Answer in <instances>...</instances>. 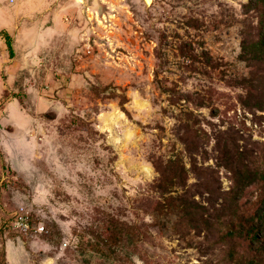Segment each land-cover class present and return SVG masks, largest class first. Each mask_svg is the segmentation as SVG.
Wrapping results in <instances>:
<instances>
[{
    "label": "rangeland",
    "instance_id": "374dc122",
    "mask_svg": "<svg viewBox=\"0 0 264 264\" xmlns=\"http://www.w3.org/2000/svg\"><path fill=\"white\" fill-rule=\"evenodd\" d=\"M261 9L0 0V264H264Z\"/></svg>",
    "mask_w": 264,
    "mask_h": 264
},
{
    "label": "trees",
    "instance_id": "16d2710c",
    "mask_svg": "<svg viewBox=\"0 0 264 264\" xmlns=\"http://www.w3.org/2000/svg\"><path fill=\"white\" fill-rule=\"evenodd\" d=\"M250 1H252V0H250ZM255 3H256V5H259L262 8L261 9L262 18L260 20V25L262 24V28H261V30L259 32L258 40H257V42L255 44V49H256V52L259 53V56L264 58V0H255ZM2 36L4 38L5 45H6V48L8 50V53H9L10 56H12L13 55V48H12V43H11V37L6 32L2 33ZM259 212L261 214V218L260 219H262L264 217V203L262 205V210H260ZM250 231H253V230L251 229ZM231 233H232V230L229 231V234H231ZM248 233H250V232H248ZM254 236L255 235H252V239H254ZM110 240H111V237H110ZM107 241H108L109 244H114V241H109V239H107L106 242ZM108 251H109L110 255H114L115 252H116L115 248H114V250L108 249ZM229 257H230L229 259H232L233 264H242L240 255L234 256V252H231V253H229ZM260 261L261 260H257L256 261L255 259H248L247 260V264H256V263H259Z\"/></svg>",
    "mask_w": 264,
    "mask_h": 264
},
{
    "label": "built area",
    "instance_id": "2783aa9c",
    "mask_svg": "<svg viewBox=\"0 0 264 264\" xmlns=\"http://www.w3.org/2000/svg\"><path fill=\"white\" fill-rule=\"evenodd\" d=\"M12 227L19 234L26 235L32 232L33 229L32 221L30 219L28 212L23 207H21L19 210H17L14 213ZM43 231L46 232L42 224H38L34 228V233H42Z\"/></svg>",
    "mask_w": 264,
    "mask_h": 264
}]
</instances>
